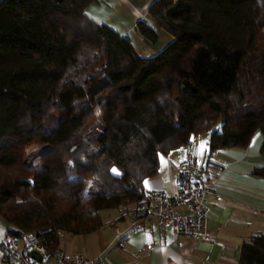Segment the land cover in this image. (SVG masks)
Instances as JSON below:
<instances>
[{
  "label": "trees",
  "instance_id": "1",
  "mask_svg": "<svg viewBox=\"0 0 264 264\" xmlns=\"http://www.w3.org/2000/svg\"><path fill=\"white\" fill-rule=\"evenodd\" d=\"M96 1L0 0V218L49 252L124 220L192 135L209 154L264 136V0H156L172 40L150 56L87 15ZM236 264H264V234Z\"/></svg>",
  "mask_w": 264,
  "mask_h": 264
},
{
  "label": "crops",
  "instance_id": "2",
  "mask_svg": "<svg viewBox=\"0 0 264 264\" xmlns=\"http://www.w3.org/2000/svg\"><path fill=\"white\" fill-rule=\"evenodd\" d=\"M155 1L97 0L86 8V13L95 22L129 37L140 54L150 56L172 40L149 16V8ZM141 22L156 32V42H150L137 30ZM192 138L189 145L160 156L158 174L147 180L144 189L174 194L175 175L187 150L193 151L203 168L202 177L210 179L213 186L203 239L176 237L154 221L128 229V215L114 222L121 215L118 214L103 219L105 225L90 234L65 237L61 248L68 255L99 257L104 264H236L244 243L264 234V178L255 173L264 167L261 153L264 136L257 131L246 148H224L211 154L208 135ZM216 165L221 167L220 172H216ZM6 233L7 226L0 223V245Z\"/></svg>",
  "mask_w": 264,
  "mask_h": 264
},
{
  "label": "built area",
  "instance_id": "3",
  "mask_svg": "<svg viewBox=\"0 0 264 264\" xmlns=\"http://www.w3.org/2000/svg\"><path fill=\"white\" fill-rule=\"evenodd\" d=\"M202 170L194 152L187 150L175 175L176 192L146 191L142 202L128 214V229H137L141 224L154 221L162 229L171 230L176 237L194 241L203 239L207 233L209 198L213 186L210 179L202 177ZM215 170L220 172L221 167L216 165ZM122 233L117 230L119 236ZM30 251L40 254L41 261L32 258ZM0 261L4 264H104L99 257L68 255L61 247L49 252L33 233H6L0 245Z\"/></svg>",
  "mask_w": 264,
  "mask_h": 264
},
{
  "label": "rangeland",
  "instance_id": "4",
  "mask_svg": "<svg viewBox=\"0 0 264 264\" xmlns=\"http://www.w3.org/2000/svg\"><path fill=\"white\" fill-rule=\"evenodd\" d=\"M260 132V131H259ZM261 133V132H260ZM205 134H203L204 136ZM118 214H120L118 209H112V210H107L102 212V217L103 219H109V218H114L115 216H117ZM0 223H3L5 225V222L3 221V219L0 218Z\"/></svg>",
  "mask_w": 264,
  "mask_h": 264
},
{
  "label": "water",
  "instance_id": "5",
  "mask_svg": "<svg viewBox=\"0 0 264 264\" xmlns=\"http://www.w3.org/2000/svg\"><path fill=\"white\" fill-rule=\"evenodd\" d=\"M30 256L34 259H36L37 261H41V255L38 254L36 251H30Z\"/></svg>",
  "mask_w": 264,
  "mask_h": 264
},
{
  "label": "snow or ice",
  "instance_id": "6",
  "mask_svg": "<svg viewBox=\"0 0 264 264\" xmlns=\"http://www.w3.org/2000/svg\"><path fill=\"white\" fill-rule=\"evenodd\" d=\"M201 147H203V144L201 145ZM113 172L115 173L116 172V169H113ZM144 184H145V187H147L148 186V181H145Z\"/></svg>",
  "mask_w": 264,
  "mask_h": 264
}]
</instances>
